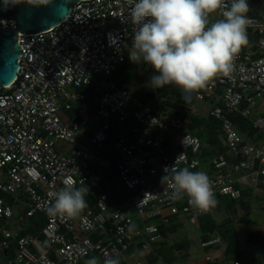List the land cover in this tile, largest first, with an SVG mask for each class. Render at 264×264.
I'll return each mask as SVG.
<instances>
[{
  "label": "built area",
  "instance_id": "1",
  "mask_svg": "<svg viewBox=\"0 0 264 264\" xmlns=\"http://www.w3.org/2000/svg\"><path fill=\"white\" fill-rule=\"evenodd\" d=\"M131 7V0H85L55 28L28 36L18 32V76L9 86L0 84V221L15 219L20 227L0 231V264H86L93 257L101 264L137 245L145 257L162 239L160 224L178 218L198 225L206 215L217 216L213 208L197 212L187 198L173 201L162 180L165 167L204 171L215 195L232 199L241 197L242 186L257 187L264 178V144L243 137L232 120L241 116L256 135L264 132V13L247 15L249 42L236 56L231 75L193 94L197 104L209 107L207 115L221 123L225 151L204 161L201 138L175 113H158L155 99L144 101L135 88L109 80L128 59ZM220 18L217 12L210 21ZM0 23L17 30L13 20ZM93 83L101 92L95 131L62 116L64 109L72 111L85 100L81 89ZM114 127L120 133L115 141L120 183L128 193L120 197L126 201L113 206L93 166ZM64 179L76 181L77 188L87 186L85 199L94 200H86L88 208L76 219L45 211ZM37 213L46 215L40 232L20 236ZM262 230L264 236V223ZM221 243L212 235L201 247Z\"/></svg>",
  "mask_w": 264,
  "mask_h": 264
},
{
  "label": "clouds",
  "instance_id": "2",
  "mask_svg": "<svg viewBox=\"0 0 264 264\" xmlns=\"http://www.w3.org/2000/svg\"><path fill=\"white\" fill-rule=\"evenodd\" d=\"M32 6H47L50 0H26ZM129 17L133 29L128 57L132 63H144L154 69L149 79L154 90L176 85L187 103L193 94L206 88L217 77H229L234 60L248 44V0H131ZM219 12L222 18L210 21ZM163 181L173 201L187 198L197 212L215 207L213 184L204 171L165 167ZM63 187L48 203L45 211L52 217L76 219L88 208L87 186L77 188L76 181L64 179ZM88 226L85 225V228ZM86 264H99L96 257ZM104 264H119L106 259Z\"/></svg>",
  "mask_w": 264,
  "mask_h": 264
},
{
  "label": "trees",
  "instance_id": "3",
  "mask_svg": "<svg viewBox=\"0 0 264 264\" xmlns=\"http://www.w3.org/2000/svg\"><path fill=\"white\" fill-rule=\"evenodd\" d=\"M136 64L130 62L129 59H127L125 62L119 64L116 68V70L113 72V74L110 76L109 80L114 81L119 87L121 88H135V94L136 96L140 97L144 101L154 99L153 97L161 98L162 100H168L169 95L171 93L174 94H182V90L176 86V85H166L161 89L154 90L150 87L149 84L145 85H139L138 78L136 75L137 72ZM83 93H85L86 98L81 103L85 105L86 112L88 114V118L85 120L81 117V115L77 112H75V120L81 123L83 126L87 125V122L90 121V119L95 118L98 110V104H99V98L100 93L97 88V84L93 83L90 86H85L81 89ZM167 98V99H166ZM193 98V96H192ZM194 99V98H193ZM166 102V101H164ZM163 104V103H162ZM156 112H162L168 110L167 103H164V105H158ZM176 115V114H175ZM177 117L180 118V116L177 114ZM193 118V126L200 125V124H206L208 126V129H210L209 136L211 141V151L214 153L213 156L225 151V148L223 147V144L221 142L222 140V132L220 129L221 123L216 120L214 117H211L210 115H207L205 119H196ZM232 120L235 122L238 130L242 134L243 137H251L254 138L255 142H258L259 135H256L257 132L253 129L252 123L242 118L241 116H232ZM111 138L105 143L104 148L100 151V156L105 159L109 165L107 167H100L98 165L93 166V170L95 172L100 173L102 176V187L105 192H107L110 195V199L112 201L113 206L114 205H120L127 199L120 198L118 192H117V186L120 184V175L118 172V159L119 154L117 149L115 148V141L119 137V131L116 127H114L111 131ZM197 135V134H196ZM201 134L199 133V137ZM208 150L205 152V156ZM203 159V158H202ZM204 161H207V159H203ZM245 191L241 190V197L239 199H232L228 196H221L219 194L215 195L216 200L218 201L217 205L213 207V210L216 212H223V211H232L233 213L235 211V205L237 203H241L242 208H244L245 211H247V205L244 201H242L244 197ZM89 200L90 203H93L94 200ZM46 215L44 213H37L33 217H29L27 219V222L29 221V226L27 228H24V230L20 231V236H24L27 234L37 235L41 228L45 225L46 222ZM240 221L243 220V218L239 219ZM232 219L226 218V221H218L217 216L214 215H206L202 217L199 220L198 226L201 229L202 232V241L208 240L212 235H218L222 242L226 244V249L224 251V256L231 257L233 256L237 250H238V233L234 226L232 225ZM242 222V221H241ZM182 226V222L178 218H172L168 224H160V232L162 234V239L159 242L152 244V251L148 253L145 257L140 254V248H142L141 245L132 246L128 251L122 253L117 259L119 260V264H128V258L134 256V255H141L143 257L141 260L145 259L148 261V263H155L159 260L158 256H164V252L167 249H174L182 250L186 249L190 246L189 241H184V244H174L173 247L168 246L164 239L166 235L171 231H176L179 227ZM255 237V238H254ZM254 237L251 236L250 240L254 238L262 239L264 241V237L261 236L259 233H255ZM16 246V241H12V248ZM213 248V247H208ZM207 249V248H206ZM139 255V256H140ZM216 261H212L210 264H216ZM63 264V263H59ZM104 264V263H101Z\"/></svg>",
  "mask_w": 264,
  "mask_h": 264
},
{
  "label": "rangeland",
  "instance_id": "4",
  "mask_svg": "<svg viewBox=\"0 0 264 264\" xmlns=\"http://www.w3.org/2000/svg\"><path fill=\"white\" fill-rule=\"evenodd\" d=\"M249 3V11L247 13V15H251V16H260L264 13V3L261 4H257L254 3L253 0H248ZM128 56V54H127ZM129 59V57H128ZM136 64V68L138 69L136 72L137 78H138V84L139 85H145V84H149V79L152 75L154 74H150L148 76H146V73H144V71L142 70L143 64L144 63H135ZM132 90L134 88H131ZM136 90V89H135ZM99 93L101 95V92L99 90ZM155 99L156 104L160 105H164V103H167V107L168 110L166 111H170L169 114L172 115V113H175L176 115L178 114L180 116V119L184 122L185 127L194 134L199 135V133L201 134L200 138L204 144L203 147V151L201 154V157L204 159H210L214 154L211 150V141H210V136H209V132L210 129H208V126L206 124H200V125H196L193 126V118L196 119H205V117L208 114L209 111V107L205 106V105H199L197 104L193 98H191V100L187 103H185L182 100V94H174L171 93L169 95L168 100H162L161 98L158 97H153ZM167 99V98H166ZM166 101V102H164ZM163 103V104H162ZM81 105L82 110L84 111V116L85 117H89L87 115V112L85 111V105L83 104H78L74 106V109L72 111H67L66 109L63 110L62 112V116L63 117H70V119L75 120V112L79 113L78 111V106ZM90 118V117H89ZM88 118V120H89ZM86 120V119H85ZM87 124L92 127V129L95 131L98 129L99 123L98 120L96 118L90 119L89 122H87ZM258 143L260 145L264 144V132L261 133L259 139H258ZM208 150V152L206 153L205 156V152ZM243 188H251L248 186H242ZM218 214L220 212H217ZM217 214V215H218ZM131 216L133 218H137V214L135 211L131 212ZM218 217V216H217ZM184 223H182V226L179 227L176 231H171L169 232L164 241L168 246L173 247L174 244H184V241H189L190 242V246L186 249H182V250H177L175 251L173 248L172 249H167L164 252V256H158L159 260L156 261L155 263H148V261H146L145 259L141 260L143 257H141V255L139 256L134 255L130 258H128V264H135L137 262H142L143 264H186L185 260L188 257V253L190 252V250L195 247L194 244V239H198L196 241V243H200V240H202V232L200 229V234L197 238V230H195V232L193 231H187L183 225ZM29 226V221L26 223V225H24V228H27ZM186 226L191 230H194L196 228V226L189 224L188 222L186 223ZM20 224L15 220V219H11L8 220L7 222H3L0 221V231L3 229H9L11 231H14L16 229H19ZM193 243V244H192Z\"/></svg>",
  "mask_w": 264,
  "mask_h": 264
},
{
  "label": "crops",
  "instance_id": "5",
  "mask_svg": "<svg viewBox=\"0 0 264 264\" xmlns=\"http://www.w3.org/2000/svg\"><path fill=\"white\" fill-rule=\"evenodd\" d=\"M78 107V112L81 117L83 119H87L83 114L84 111L82 110L81 105ZM64 118L69 119L70 117ZM96 162V164L101 167L107 166L109 164L103 158H98ZM242 189L245 191L242 201H244L247 205V211L242 208L241 203H237L235 205L236 212L233 213L232 211L228 210L220 212L217 215L218 221H226V218L232 219V225L238 233L237 252L231 257H226L224 256L226 244L223 242L220 245L212 246L213 248L204 249L201 247L202 240H200V243H196L198 239H194L195 247H193L188 253V257L185 260L186 264H210L212 261H216V264H264V241L259 238L254 240L255 233H259L261 236H263L262 224L264 223V178L260 180V183L257 187ZM240 218H243V220H241L242 222L239 220ZM182 223H184L183 225L187 231L195 232V230H197L196 236L197 238L200 237V227L198 225H194L196 228L194 230H190L186 226V221ZM251 236L254 237L252 240H250Z\"/></svg>",
  "mask_w": 264,
  "mask_h": 264
},
{
  "label": "water",
  "instance_id": "6",
  "mask_svg": "<svg viewBox=\"0 0 264 264\" xmlns=\"http://www.w3.org/2000/svg\"><path fill=\"white\" fill-rule=\"evenodd\" d=\"M85 0H50L47 6H32L26 0H0V19L13 20L17 30H6L0 23V84L11 85L19 72L21 47L18 32L28 36L55 28L72 13L74 6ZM261 4L264 0H253ZM120 197L127 196V187L117 186Z\"/></svg>",
  "mask_w": 264,
  "mask_h": 264
},
{
  "label": "flooded vegetation",
  "instance_id": "7",
  "mask_svg": "<svg viewBox=\"0 0 264 264\" xmlns=\"http://www.w3.org/2000/svg\"><path fill=\"white\" fill-rule=\"evenodd\" d=\"M142 70L144 71V73H146V76L150 74H155L154 69H152L151 66L146 64H143Z\"/></svg>",
  "mask_w": 264,
  "mask_h": 264
}]
</instances>
